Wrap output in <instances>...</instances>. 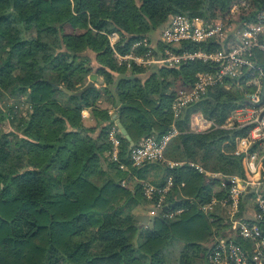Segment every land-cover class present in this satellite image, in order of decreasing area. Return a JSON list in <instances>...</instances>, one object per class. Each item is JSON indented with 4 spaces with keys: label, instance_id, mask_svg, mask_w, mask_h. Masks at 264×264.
Returning <instances> with one entry per match:
<instances>
[{
    "label": "trees",
    "instance_id": "1",
    "mask_svg": "<svg viewBox=\"0 0 264 264\" xmlns=\"http://www.w3.org/2000/svg\"><path fill=\"white\" fill-rule=\"evenodd\" d=\"M229 1L0 0V264H206L221 220L199 206L225 194L226 178L243 175L232 153L237 133L217 127L247 103L243 91L225 79L231 88L207 87L173 118L176 84H192L210 66L128 68L113 58L107 35L120 34V52L142 37L162 48L158 34L170 16L207 18ZM258 57L264 63V53ZM92 73L94 85L75 94ZM85 108L92 127L80 124ZM195 113L212 126L192 131ZM170 123L178 133L164 159L133 166L138 140L161 138ZM111 126L120 139L116 159ZM168 177L152 226L136 220L157 200L144 195V183L160 187Z\"/></svg>",
    "mask_w": 264,
    "mask_h": 264
},
{
    "label": "built area",
    "instance_id": "2",
    "mask_svg": "<svg viewBox=\"0 0 264 264\" xmlns=\"http://www.w3.org/2000/svg\"><path fill=\"white\" fill-rule=\"evenodd\" d=\"M107 38L113 58L128 68L131 64L144 68L177 67L195 61L210 66L209 70L195 73L188 89L178 84L170 105L175 116L188 103L196 101L207 87L224 84L228 88L230 84L224 83L225 79H232L243 91L247 103L234 108L217 126L237 133L232 153L241 157L243 175L226 178L229 183H222L225 194L211 195L199 208L221 220L209 243L206 264H264V95L257 105L264 87V63L258 57V53H264V0H231L207 18L174 14L159 32L162 48L156 47L148 37H142L120 52L117 49L120 34L112 31ZM187 43L192 47L175 50ZM116 132L111 126L107 135L113 159L120 147ZM177 133L173 126L159 139L154 135L141 137L130 152L132 165L162 161L168 141ZM171 186L170 177L160 187L144 183L147 198L157 195L149 207L150 215L161 209ZM181 211L177 209L165 216Z\"/></svg>",
    "mask_w": 264,
    "mask_h": 264
},
{
    "label": "crops",
    "instance_id": "3",
    "mask_svg": "<svg viewBox=\"0 0 264 264\" xmlns=\"http://www.w3.org/2000/svg\"><path fill=\"white\" fill-rule=\"evenodd\" d=\"M111 111L112 110H110L109 113H111ZM80 116H81L80 124L83 127L88 128V127H92L95 125L96 122L94 118L92 117L91 110L89 108L83 109L80 113ZM176 117L177 116L173 114V118H176ZM173 126H174L173 123H170L168 127V131L171 130ZM211 126H212V122L205 119L200 113H195L190 118V129L192 131H205L209 129ZM218 190H221L220 185H218L212 192H217ZM148 211H149L148 208L147 210H144V211H141V209L140 210L138 209L137 213L138 214H144V213L149 214Z\"/></svg>",
    "mask_w": 264,
    "mask_h": 264
},
{
    "label": "water",
    "instance_id": "4",
    "mask_svg": "<svg viewBox=\"0 0 264 264\" xmlns=\"http://www.w3.org/2000/svg\"><path fill=\"white\" fill-rule=\"evenodd\" d=\"M95 80H96V75L94 73H92L89 76V80L86 83V85L83 87V89L81 91L76 92L75 94L79 95L82 91L86 90L89 87H92L94 85ZM263 95H264V87H263L262 92H261V100L259 101V103H257V105L261 104L262 96ZM115 123L117 125V128L119 129V132L122 134V136L127 141H129L131 143L130 136L128 135L126 129L123 127V125L121 124V122L119 121L118 118L115 120ZM225 183L228 184L229 183V180L226 179V182ZM160 212H161V209H157L156 210V213L153 214V215L152 214L150 215V214H147V213L137 214L135 216V219L138 220L141 223L149 224L150 226H152L154 219L159 216Z\"/></svg>",
    "mask_w": 264,
    "mask_h": 264
},
{
    "label": "rangeland",
    "instance_id": "5",
    "mask_svg": "<svg viewBox=\"0 0 264 264\" xmlns=\"http://www.w3.org/2000/svg\"><path fill=\"white\" fill-rule=\"evenodd\" d=\"M230 1H231V0H230ZM230 1H229V2H230ZM227 5H228V4H227ZM227 5H226V6H227ZM226 6H225V7H226ZM69 31H70V30H69ZM88 80H89V79H88ZM178 84H179V83H178ZM178 84H176V86H175V91H177V90L179 89V85H178ZM190 85H191V84H190ZM190 85H185V87L188 89ZM231 87H232V85H230L228 88H231ZM232 88H233L234 90H239V91H240V89H239L237 86H235V85H234V87H232ZM232 91H233V90H232ZM240 94H241V92H240ZM3 128H4L5 131H7V130H6V129H7L6 125H4Z\"/></svg>",
    "mask_w": 264,
    "mask_h": 264
}]
</instances>
